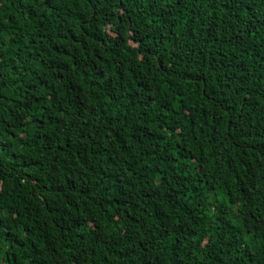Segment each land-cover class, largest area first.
Wrapping results in <instances>:
<instances>
[{"label": "trees", "instance_id": "16d2710c", "mask_svg": "<svg viewBox=\"0 0 264 264\" xmlns=\"http://www.w3.org/2000/svg\"><path fill=\"white\" fill-rule=\"evenodd\" d=\"M0 264H264V0H0Z\"/></svg>", "mask_w": 264, "mask_h": 264}]
</instances>
